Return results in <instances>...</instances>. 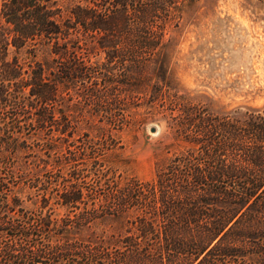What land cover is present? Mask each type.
<instances>
[{
  "label": "trees",
  "instance_id": "obj_1",
  "mask_svg": "<svg viewBox=\"0 0 264 264\" xmlns=\"http://www.w3.org/2000/svg\"><path fill=\"white\" fill-rule=\"evenodd\" d=\"M178 10L0 0V264H264V109L180 92L160 40ZM159 120L141 179L112 130Z\"/></svg>",
  "mask_w": 264,
  "mask_h": 264
},
{
  "label": "rangeland",
  "instance_id": "obj_2",
  "mask_svg": "<svg viewBox=\"0 0 264 264\" xmlns=\"http://www.w3.org/2000/svg\"><path fill=\"white\" fill-rule=\"evenodd\" d=\"M176 3L178 15L160 40L166 44V70L180 92L216 112L238 106L264 109V0ZM138 123L112 132L122 145L123 168L146 179L161 157L160 143L169 138L163 120ZM36 154L46 157L43 150L28 149L19 159L28 165L42 162Z\"/></svg>",
  "mask_w": 264,
  "mask_h": 264
},
{
  "label": "water",
  "instance_id": "obj_3",
  "mask_svg": "<svg viewBox=\"0 0 264 264\" xmlns=\"http://www.w3.org/2000/svg\"><path fill=\"white\" fill-rule=\"evenodd\" d=\"M149 130H150V131H154V130H155L154 126H150V127H149Z\"/></svg>",
  "mask_w": 264,
  "mask_h": 264
}]
</instances>
